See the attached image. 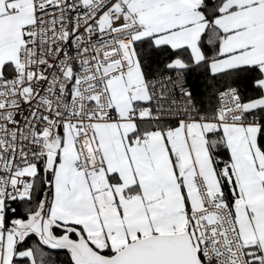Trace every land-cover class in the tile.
Masks as SVG:
<instances>
[{"label":"snow or ice","instance_id":"snow-or-ice-1","mask_svg":"<svg viewBox=\"0 0 264 264\" xmlns=\"http://www.w3.org/2000/svg\"><path fill=\"white\" fill-rule=\"evenodd\" d=\"M0 264H264V0H0Z\"/></svg>","mask_w":264,"mask_h":264}]
</instances>
